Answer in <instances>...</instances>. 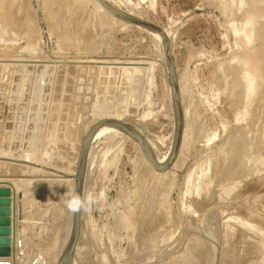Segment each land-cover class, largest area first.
I'll return each instance as SVG.
<instances>
[{
    "label": "rangeland",
    "instance_id": "obj_1",
    "mask_svg": "<svg viewBox=\"0 0 264 264\" xmlns=\"http://www.w3.org/2000/svg\"><path fill=\"white\" fill-rule=\"evenodd\" d=\"M113 1L169 31L193 128L181 166L164 182L149 174L136 142L110 134L93 143L108 127L95 134L84 191L102 198L82 220L78 264H264V82L249 108L239 82L256 53L264 81V0ZM93 3L0 0V155H10L0 159V180H11L0 182V248L10 252L0 260L9 264H55L47 248L70 222L68 185L39 184L22 153L37 156L39 174L43 164L74 168L83 132L106 108L99 121L124 110L154 156L170 153L169 161L174 152L178 120L163 41L151 29L113 27ZM246 18L256 22L253 45L236 31Z\"/></svg>",
    "mask_w": 264,
    "mask_h": 264
},
{
    "label": "bare ground",
    "instance_id": "obj_2",
    "mask_svg": "<svg viewBox=\"0 0 264 264\" xmlns=\"http://www.w3.org/2000/svg\"><path fill=\"white\" fill-rule=\"evenodd\" d=\"M89 1H91V0H89ZM106 2H108L110 5H112L113 7H115L117 10H120V11H122V12H125V13H127L124 9H122L119 5H117L116 3H118V2H116L115 3V1H113V0H105ZM234 0H232L231 1V3L233 2ZM242 0H240V2H241ZM244 1V0H243ZM250 1V0H249ZM254 1V0H253ZM263 1V0H262ZM262 1H261V3H262ZM79 2V1H78ZM88 2V1H87ZM92 2H94L93 3V5L94 4H96L97 5V10L99 9L100 10V12H103L102 14H100V13H97V14H100L101 16H103V18L104 19H106L108 22L110 21L111 22V24L113 25H116V26H118V27H120V28H122V29H125V28H128L129 26H137V27H139V28H143V29H148V28H145V27H143V26H140V25H136V24H131V23H129V22H127V21H125V20H122V19H120V18H117L116 16H114L111 12H109L107 9H105L103 6H101L96 0H92ZM264 2V1H263ZM74 3H75V1H74ZM85 3V2H84ZM234 3V2H233ZM239 3V2H238ZM243 3V2H242ZM256 3V2H255ZM257 3H258V1H257ZM79 4V3H78ZM88 4H89V2H88ZM87 4V5H88ZM235 4V3H234ZM236 4H237V1H236ZM235 4V5H236ZM240 4V3H239ZM245 4H247L248 5V3H246L245 2ZM70 5V4H69ZM79 5H81V4H79ZM241 5H243V4H241ZM252 5V4H251ZM255 5V4H254ZM260 5V4H259ZM59 6V5H58ZM233 6V5H232ZM237 6V5H236ZM263 6V5H262ZM233 7H235V6H233ZM242 7V6H241ZM243 7H245V6H243ZM254 7V6H253ZM261 7V6H260ZM232 8V7H231ZM238 8H240V6L238 7ZM251 8V7H250ZM253 9V8H252ZM77 10V9H76ZM238 10V9H237ZM245 10H246V8H245ZM258 10V9H257ZM260 10V9H259ZM95 11V10H94ZM129 11H133V9H131V10H129ZM135 11V10H134ZM247 11V10H246ZM261 11V10H260ZM238 12V11H237ZM242 12H243V10H242ZM256 12V11H255ZM262 12V11H261ZM132 13H134V12H132ZM131 13V14H132ZM127 14H129V13H127ZM135 14H139L138 16L140 17V14L141 13H135ZM251 14H253V12L251 13ZM258 14V13H257ZM256 14V15H257ZM70 16V15H69ZM99 16V15H98ZM137 16V15H136ZM143 16V15H142ZM249 16L252 18V16L249 14ZM253 16L255 17V15L253 14ZM254 17H253V19H254ZM257 17V16H256ZM255 17V19H257L258 20V17L256 18ZM263 17H264V15H263ZM138 18V17H137ZM144 18H147V17H144L143 16V19H141V18H138V19H141V20H144ZM259 18H261V17H259ZM102 19V18H101ZM103 19V20H104ZM148 19V18H147ZM102 20V21H103ZM106 20H104V21H106ZM245 20V19H244ZM246 20H247V18H246ZM260 20V19H259ZM259 20H258V22H259ZM70 21V20H69ZM144 21H147L146 19L144 20ZM150 20L148 19V22H149ZM256 21V20H255ZM261 21V20H260ZM263 21V20H262ZM63 22V21H62ZM151 22V21H150ZM235 22V21H234ZM103 23V22H102ZM233 23V22H232ZM242 23V22H241ZM256 23V22H255ZM254 23V24H255ZM263 23V22H262ZM105 24V23H104ZM253 20H251L250 18L246 21V24H245V27L242 29V30H236L237 31V33H241V34H243L244 35V37H245V39H246V41H247V43H250L252 40H254L255 39V42H256V40H257V38H254L253 39V34L255 33L254 31H256L255 30V28L253 27ZM108 25L110 26V24L108 23ZM114 25H113V27H114ZM264 25V24H263ZM103 26V25H102ZM115 26V27H116ZM256 26V25H255ZM65 27V26H64ZM111 27V26H110ZM82 29V28H81ZM258 29V28H257ZM100 30V29H99ZM84 31V30H83ZM148 31H151L150 29H148ZM66 32V31H65ZM96 32V31H95ZM94 32V33H95ZM159 36H160V38H161V40L163 41V43H164V38H163V36L159 33V32H157V31H155ZM165 33L167 34V37L169 38V40L171 41V45H172V40H171V37H170V34H169V31H165ZM82 35V34H81ZM237 35V34H236ZM239 36H241V35H239ZM254 36H255V34H254ZM264 36V35H263ZM64 37V36H63ZM70 37H72V36H70ZM243 37V36H242ZM243 37V38H244ZM256 37V36H255ZM242 39V38H241ZM63 40V39H62ZM80 40V39H79ZM262 40H264V39H262ZM82 41V40H81ZM242 41V40H241ZM240 41V42H241ZM245 41V42H246ZM244 42V41H243ZM254 42V41H253ZM264 42V41H263ZM239 43V42H238ZM79 44V43H78ZM243 45H245V44H243ZM248 45H253V43L251 42V44H248ZM255 45V44H254ZM259 45H261V44H259ZM98 46V45H97ZM241 46V45H240ZM243 47V46H242ZM246 46H244V48H245ZM248 47V46H247ZM253 47V46H252ZM171 48H173V46L171 47ZM244 48H242V49H244ZM251 48V47H250ZM246 49V48H245ZM259 49V48H258ZM240 50V49H239ZM247 50H248V48H247ZM246 50V51H247ZM252 50V49H251ZM261 50V49H260ZM243 51V50H242ZM241 51V52H242ZM250 51V50H249ZM253 51H255L254 49H253ZM243 53H245V52H243ZM255 53V52H254ZM242 55V54H241ZM241 55H239V57L241 56ZM244 55H246V54H244ZM26 56V55H25ZM243 56V55H242ZM262 53L260 54V53H256L255 55L253 54V57L251 58L250 56H247V57H250V59L248 60H242V61H244V69H243V73H242V75H240L241 77L239 78V82L243 85V90H244V97H243V99H244V102L243 103H245L244 105V107L245 108H249V106H251V105H253L255 102H257V99H258V97H259V95H260V91H261V88H262V83L264 82L263 81V75L261 74L262 72H260V67L262 66H260V63L261 62H263L262 61ZM239 58L238 56H235V58ZM246 57V58H247ZM241 58H245V57H241ZM21 59V58H20ZM23 59V58H22ZM24 59H26V58H24ZM240 59V58H239ZM26 60H28V59H26ZM31 60V59H30ZM236 61L237 59H234L233 58V61ZM263 60H264V58H263ZM232 61V62H233ZM238 61V60H237ZM231 62V63H232ZM240 62V61H239ZM238 62V63H239ZM235 64V63H234ZM240 64V63H239ZM262 64V63H261ZM221 66V65H220ZM166 67V66H165ZM224 67V66H223ZM233 67H235L236 68V65L234 66L233 65ZM240 67V66H239ZM222 68V67H221ZM227 68V67H226ZM238 68V67H237ZM237 68L236 69H234V68H232L233 69V73H234V70L236 71L237 70ZM228 69V68H227ZM165 71H166V73H167V77H168V82H169V88H170V91L171 92H173V86H172V84L170 83V81H169V76H168V69H167V67L165 68ZM224 71V70H223ZM227 71V70H226ZM225 72V71H224ZM231 73V72H230ZM237 73H238V71H237ZM239 73H240V71H239ZM235 74V73H234ZM233 74V75H234ZM218 75H221V74H218ZM230 75V74H229ZM232 75V76H233ZM185 76V75H184ZM228 76V75H227ZM226 76V77H227ZM229 77V76H228ZM26 78V77H25ZM185 78V77H184ZM183 78V79H184ZM183 79H179V87H180V91H181V98H182V105H183V112H184V118H185V129H184V135H183V141H182V145H181V149H180V152H179V156H178V158H177V161L173 164V166L169 169V170H167V171H165V172H159V171H157V170H155L154 169V167L152 166V164L150 163V161L147 159V157H146V155H145V152H144V149L142 148V146H141V144H139V142H137V140L135 139V138H133V136H131V135H129V134H127L124 130H122V129H120V128H117V127H115V126H113V127H109V126H111V125H106V126H103V127H101L97 132H99L101 129H103V128H105V127H108V128H105V129H103V130H101L97 135H96V137L94 138V141H93V143L95 142V140H97L98 138H100V137H102L103 135H113V136H120V137H123V138H127V139H130V140H133L134 142H136L137 143V145L139 146V148H140V150H141V153H142V161H143V163L146 165V169H147V171L149 172V174H151V176H153L157 181L159 180V181H162L163 180V182H164V179H167V178H170V177H172L173 175H172V173H173V170H176V168H178V167H180L181 166V164H182V157H183V154H184V151L186 150V148H187V145H188V138H189V136H190V134H191V130H192V122H193V119H192V102H191V100H190V97H189V93H188V90H187V88L185 87V85H184V81H183ZM233 80H234V78H233ZM221 81V80H220ZM223 81V80H222ZM228 84V83H227ZM226 84V85H227ZM229 85V84H228ZM232 85H234V84H232ZM236 85V84H235ZM264 86V85H263ZM235 87V86H234ZM236 87H237V85H236ZM231 88V87H230ZM241 88V87H240ZM223 89V88H222ZM229 89V88H228ZM231 90V89H230ZM233 90V89H232ZM227 91V90H226ZM237 91V90H236ZM235 91V92H236ZM242 91V90H241ZM264 93V92H263ZM34 94V93H33ZM233 94V93H232ZM40 95V94H39ZM230 95V94H229ZM235 95V94H234ZM234 95H233V97H234ZM240 95V94H239ZM232 96V95H231ZM40 97V96H39ZM173 97V96H172ZM32 98V97H31ZM261 98H264V94H263V97H261ZM260 98V99H261ZM21 99V98H20ZM29 99V98H28ZM236 99V98H235ZM238 99V98H237ZM259 99V100H260ZM33 100V99H32ZM230 100V99H229ZM241 100V99H240ZM31 101V100H30ZM37 101H39V100H37ZM262 101V100H261ZM174 102V101H173ZM20 103V102H19ZM36 103V102H35ZM242 103V102H241ZM261 103V102H260ZM239 105H241V104H239ZM257 105V104H256ZM18 106V105H17ZM58 106V105H57ZM259 106V105H258ZM243 107V106H242ZM90 108V107H89ZM63 109V108H62ZM20 110V109H19ZM109 110V109H108ZM107 110V108L104 110L103 109V111H101V112H97V117H94V119L95 118H97V120L94 122V124H96L97 122H99V116L102 114V115H105V114H107L109 111ZM237 111V110H236ZM245 111H246V109H245ZM244 111V112H245ZM248 111H250V110H248ZM45 112V111H44ZM67 112V111H66ZM239 112H241V111H239ZM243 112V111H242ZM261 112V111H260ZM246 113V112H245ZM244 113V114H245ZM249 113V112H248ZM248 113H247V115H248ZM22 114V113H21ZM42 114V113H41ZM60 114V113H59ZM239 114V113H238ZM241 114V116H242V113H240ZM243 114V115H244ZM261 114V113H260ZM9 115V114H8ZM43 115V114H42ZM41 115V116H42ZM73 116V115H72ZM128 114H127V112L126 111H117V114H115V116H113L112 118H110V119H115V120H119V121H121V122H123V123H125V124H128V125H130V126H132V127H134L140 134H141V136L145 139V141H146V143H147V145L149 146V147H151L152 149H153V146H152V144H151V140L149 141V137H147L143 132H144V129H143V131H142V125L140 126V125H138L137 123H134V121L132 122L131 120V118H130V116H129V118H128ZM19 117V116H18ZM133 117V116H132ZM249 117V116H248ZM243 118H244V116H243ZM242 118V119H243ZM61 119V118H60ZM135 119V118H134ZM133 119V120H134ZM236 119V118H235ZM238 119V118H237ZM236 119V120H237ZM245 119V118H244ZM11 120V119H10ZM61 120H63V119H61ZM93 120V119H92ZM247 120V119H246ZM262 120V119H261ZM263 121V120H262ZM261 121V122H262ZM10 122V121H9ZM31 122V121H30ZM136 122V121H135ZM238 122V121H237ZM258 122H260V121H258ZM3 123V122H2ZM13 123V122H12ZM76 123V122H75ZM244 123V122H243ZM59 124V123H58ZM93 124V125H94ZM144 124V123H143ZM240 124V123H239ZM1 125V124H0ZM92 125V126H93ZM91 126V127H92ZM144 126V125H143ZM245 126V125H244ZM91 127H88L87 129H85V131L83 132V138H84V136L86 135V133L89 131V129L91 128ZM7 128V127H6ZM16 128V127H15ZM76 128V127H75ZM143 128H145V127H143ZM238 128V127H237ZM248 128H249V126H248ZM243 129V128H242ZM241 129V130H242ZM1 130V129H0ZM74 130H76V129H74ZM240 130V131H241ZM244 130V129H243ZM263 130V129H262ZM196 131H197V129H196ZM247 131V130H246ZM6 132V131H5ZM74 132V131H73ZM244 132V131H243ZM1 133V132H0ZM14 133V132H13ZM55 133V132H54ZM246 133V132H245ZM263 133V132H262ZM261 133V134H262ZM53 134V133H52ZM196 134V133H195ZM234 134V133H233ZM54 135V134H53ZM52 135V136H53ZM57 135V134H56ZM59 135V134H58ZM57 135V136H58ZM63 135V134H62ZM72 135V134H71ZM241 135V134H240ZM239 135V136H240ZM18 136V135H17ZM235 136V135H234ZM243 136V135H242ZM263 136V135H262ZM8 137V136H7ZM230 137H231V135H230ZM241 137V136H240ZM245 137V136H244ZM244 137H243V139H244ZM9 138V137H8ZM26 138V137H25ZM29 138V137H28ZM31 138H33V137H31ZM116 138H118V137H116ZM149 138V139H148ZM66 139V138H65ZM74 139V138H73ZM241 139V138H240ZM2 140V139H1ZM24 140H26V139H24ZM31 140V139H30ZM33 140V139H32ZM228 140V139H227ZM234 140V139H233ZM19 141V140H18ZM50 141H52V139H50ZM59 141V140H58ZM231 141V140H230ZM29 142V141H28ZM42 142V141H41ZM45 142V141H44ZM54 142H56V139L54 140ZM54 142H53V145L55 146V144H54ZM60 142H61V140H60ZM82 142H83V140L81 141L80 140V142L79 143H81L80 144V146H78L77 148H76V150H77V152H78V158H79V155H80V152H81V147H82ZM153 142V141H152ZM232 142V141H231ZM19 143H21V142H19ZM36 143H38V142H36ZM75 143V142H74ZM93 143H92V149L94 148L93 147ZM193 143V142H192ZM34 144H35V142H34ZM51 144V143H50ZM153 144H155V143H153ZM7 145V144H6ZM24 145V144H23ZM36 145V144H35ZM47 145V144H46ZM78 145V144H77ZM91 145V144H90ZM223 145V144H222ZM230 145H231V143H230ZM21 146V145H20ZM42 146V145H41ZM41 146H39V147H41ZM51 146V145H50ZM49 146V147H50ZM54 146H52V147H54ZM5 147H7V146H5ZM10 147V146H9ZM19 146H17V148H18ZM34 147V146H33ZM155 147V146H154ZM173 147V146H172ZM27 148H29V147H27ZM90 147H89V149H91ZM8 149V148H7ZM24 149V148H23ZM34 149V148H33ZM36 150H37V148H35ZM45 149V148H44ZM43 149V150H44ZM47 149V148H46ZM50 149V148H49ZM48 149V150H49ZM52 149V148H51ZM216 149V148H215ZM3 150V149H2ZM26 150V149H25ZM30 150V149H29ZM48 150L46 151V152H48ZM158 150V149H157ZM51 151V150H50ZM153 151V150H152ZM225 151H227V149H221L220 148V150L218 151V158H220L222 155H224L226 152ZM30 152H34L33 150L32 151H30ZM29 152V153H30ZM40 152V151H39ZM91 152V151H90ZM90 152H89V150H88V155H87V158H88V160L87 161H90V160H92V157H93V154H90ZM95 152V151H94ZM188 152V151H187ZM26 153V152H25ZM24 153V154H25ZM41 153H44V151L43 152H41ZM61 153V152H60ZM93 153V152H92ZM236 153V152H235ZM13 154V153H12ZM37 154V153H36ZM45 154V153H44ZM47 154V153H46ZM46 154H45V156H46ZM49 154V153H48ZM47 154V155H48ZM63 154V153H62ZM158 154V153H157ZM168 154H170V153H168ZM168 154H167V156H165V157H163V158H161V157H157V156H155V158L157 159V161L160 163V164H164V163H166L167 161H168ZM215 154V153H214ZM227 154V153H226ZM233 154V153H232ZM22 156L21 157H23V158H27L28 160H29V162H30V167H31V174H29V175H31V176H37V177H39V184H43V183H47V184H51L52 186L51 187H57V186H59V185H61V184H63V183H66L68 186H67V189L69 188V191L70 192H73L74 191V189H75V175H76V167H77V162H78V158H77V161H76V165H75V167L74 168H72V167H64V168H62L61 170L60 169H58V168H50L47 164H43V169H44V171H43V169H40L41 170V172L42 173H40L39 174V159L38 158H36L33 154H28V155H26V156H24L23 155V153L21 154ZM90 155V156H89ZM165 155V154H164ZM9 156L10 155H0V159H5V160H8L9 159ZM42 156H43V154H42ZM50 156V155H49ZM89 156V157H88ZM185 156H186V154H185ZM213 156V155H212ZM225 157H226V155H224ZM231 156V155H230ZM233 156V155H232ZM39 157V156H38ZM225 157H223V158H225ZM227 157H228V155H227ZM71 159V158H70ZM73 159V158H72ZM184 159V158H183ZM214 159H216V158H214ZM221 159H222V157H221ZM228 159V158H227ZM213 160V159H212ZM93 161V160H92ZM104 161V160H103ZM210 161V160H209ZM216 161H217V159H216ZM3 162H5V161H3ZM88 163V162H87ZM141 163V162H140ZM200 163V162H199ZM210 163V162H209ZM89 164V163H88ZM91 164V163H90ZM216 164V163H215ZM214 164V165H215ZM230 164V163H229ZM232 164V163H231ZM33 165V166H32ZM89 166V165H88ZM212 165H210V167H211ZM226 166V165H225ZM21 167V166H20ZM29 167V168H30ZM93 167V166H92ZM91 167V168H92ZM144 167V166H143ZM89 169H91L90 167H88ZM86 169H87V165H86ZM86 169H85V173H86ZM223 169V168H222ZM209 170V169H208ZM210 171V170H209ZM209 171H208V173H209ZM147 172V173H148ZM201 173V172H200ZM172 176H171V175ZM190 174V173H189ZM168 176H170V177H168ZM200 176V175H199ZM89 178V177H88ZM146 178V177H145ZM173 178V177H172ZM85 180V179H84ZM4 181H6V182H8V183H11V180H9V179H6V178H4V179H1L0 180V182H4ZM26 181V180H25ZM89 181V180H88ZM158 181V182H159ZM192 181V180H191ZM190 181V182H191ZM198 181V180H197ZM166 182V181H165ZM168 182V181H167ZM37 183H38V181H37ZM46 185V184H45ZM42 186V185H41ZM47 186V185H46ZM92 189V188H91ZM65 190V189H64ZM88 190V189H87ZM87 190H85L84 191V182H83V193H85V192H87ZM61 191V190H60ZM68 191V190H67ZM66 191V192H67ZM64 192V191H63ZM65 192V193H66ZM92 192V191H91ZM89 193V192H88ZM62 194V193H61ZM89 212L87 211V212H83L82 211V220L84 219H88V220H90L88 217H89ZM73 213H70V222H69V224H67L68 225V227H67V225H66V230L64 229V233H63V235H62V237H56V239L54 240V242L50 245V247H48L47 248V252H46V254H45V256H46V258L49 260V259H51L52 257H55V264H58V262H59V260H60V258H61V256L63 255V253L65 252V249L67 248V245H68V242H69V239H70V236H71V232H72V224H73ZM89 222V221H88ZM87 223V222H86ZM88 224H90L91 226H92V222H90V223H88ZM87 226V225H86ZM89 226V225H88ZM90 226V227H91ZM83 230H84V227H83V224L81 225V235H80V238H81V236L83 237ZM87 231V230H86ZM85 231V232H86ZM87 233H88V231H87ZM89 233H91V232H89ZM85 236V235H84ZM88 236V235H87ZM89 237V236H88ZM81 242V241H80ZM79 242V243H80ZM78 243V245H77V248H76V250H75V254H74V256H73V259H72V261H71V263L70 264H78V260H77V255L79 254V252H80V250H81V246H80V244ZM104 258H105V256H104ZM103 259V258H102ZM106 261V260H105ZM105 261H103V263L105 262ZM106 263V262H105ZM179 264H180V262H179Z\"/></svg>",
    "mask_w": 264,
    "mask_h": 264
},
{
    "label": "water",
    "instance_id": "obj_3",
    "mask_svg": "<svg viewBox=\"0 0 264 264\" xmlns=\"http://www.w3.org/2000/svg\"><path fill=\"white\" fill-rule=\"evenodd\" d=\"M96 1L101 6H103L105 9H107L109 12H111L114 16H116L117 18L125 20L131 24L140 25L145 28L157 31L163 36L165 40L164 47H165V55L167 59L168 76H169V81L173 86V99H174L175 110L177 113V120H178V134H177V142L174 148V152L170 160L167 163L160 164L155 158L151 148L147 145L145 139L141 136V134L134 127L128 124H125L119 120H115V119H104V120L97 122L89 129V131L84 136L83 142H82L81 152L79 155V160H78L77 170H76V175H75V189H74V192L80 193V194H83V182H84V176H85V169L87 165L88 150L93 140V137L95 136V134L101 127L106 126V125L115 126L117 128L124 130L127 134L133 136V138H135L137 142L141 144L142 148L144 149L147 159L150 161L154 169L159 172H165L169 170L175 163V160L177 159V156L181 149L184 129H185V118H184V112H183L181 91L179 87V80L177 78V74H176V70H175V66H174V62H173V58L171 54V41L167 37L165 30L154 23L135 18L125 12L117 10L115 7L110 5L105 0H96ZM81 225H82V212L73 214V224H72L71 236H70L67 248L65 249V252L61 256L58 264H70L71 263L73 256L75 254V250L79 243V239L81 235ZM19 243L21 244V242ZM9 253L10 252L9 250H7V248H3V249L0 248V256L6 257ZM0 264H9V262H4L0 260Z\"/></svg>",
    "mask_w": 264,
    "mask_h": 264
},
{
    "label": "clouds",
    "instance_id": "obj_4",
    "mask_svg": "<svg viewBox=\"0 0 264 264\" xmlns=\"http://www.w3.org/2000/svg\"><path fill=\"white\" fill-rule=\"evenodd\" d=\"M102 197L94 193L85 192L83 194L69 192L64 199V205L69 213L87 212L96 205Z\"/></svg>",
    "mask_w": 264,
    "mask_h": 264
}]
</instances>
